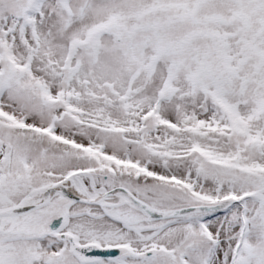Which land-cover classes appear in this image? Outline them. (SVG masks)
Returning <instances> with one entry per match:
<instances>
[{
  "label": "snow or ice",
  "instance_id": "obj_1",
  "mask_svg": "<svg viewBox=\"0 0 264 264\" xmlns=\"http://www.w3.org/2000/svg\"><path fill=\"white\" fill-rule=\"evenodd\" d=\"M0 264H264V0H0Z\"/></svg>",
  "mask_w": 264,
  "mask_h": 264
}]
</instances>
